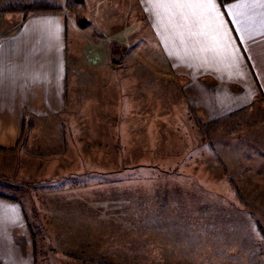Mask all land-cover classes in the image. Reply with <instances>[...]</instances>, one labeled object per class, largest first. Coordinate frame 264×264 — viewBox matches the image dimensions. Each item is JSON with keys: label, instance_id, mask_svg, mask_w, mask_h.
Wrapping results in <instances>:
<instances>
[{"label": "crops", "instance_id": "crops-1", "mask_svg": "<svg viewBox=\"0 0 264 264\" xmlns=\"http://www.w3.org/2000/svg\"><path fill=\"white\" fill-rule=\"evenodd\" d=\"M50 1L64 9L31 13L25 20L16 12L18 25L0 35L2 177L22 170L37 177L29 189L45 185L62 195L70 189L66 183L43 182L84 167L100 155L99 145L130 143L132 130L136 144L151 143V135L157 136L159 65L164 76L170 70L179 82L186 106L205 119L251 109L264 97L260 0H215L214 8L85 0L74 10L65 8L66 0ZM127 24L133 35L126 33ZM142 27L151 44L142 41ZM62 144L67 150L58 155ZM34 235L23 202L0 193V264H36Z\"/></svg>", "mask_w": 264, "mask_h": 264}, {"label": "rangeland", "instance_id": "rangeland-1", "mask_svg": "<svg viewBox=\"0 0 264 264\" xmlns=\"http://www.w3.org/2000/svg\"><path fill=\"white\" fill-rule=\"evenodd\" d=\"M18 17L0 14V35L15 29ZM126 33L133 35L128 24ZM140 35L151 44L144 27ZM157 72L151 143L136 144L132 130L130 143L99 145L104 160L92 157L43 182L66 183L62 195L45 185L29 189L34 177L22 170L0 176V193L25 206L36 264H264V97L234 118L215 112L205 119L186 106L170 70L164 76L159 65ZM197 120L221 122L204 128ZM62 146L58 155H65ZM62 162L67 173L69 162Z\"/></svg>", "mask_w": 264, "mask_h": 264}, {"label": "trees", "instance_id": "trees-1", "mask_svg": "<svg viewBox=\"0 0 264 264\" xmlns=\"http://www.w3.org/2000/svg\"><path fill=\"white\" fill-rule=\"evenodd\" d=\"M222 3H226L232 0H220ZM85 3V0H66L65 8L69 10H74L78 8L79 6L83 5ZM64 8L61 6H58L54 2L50 0H36L31 3H14L9 2L0 5V14H7V13H16L20 12L24 15V20L29 16L31 13L35 14H42V13H58L61 12ZM78 24L81 28H84L87 26V21H85L82 17L78 18ZM248 110V107L239 109L238 111H235L234 113H231L227 116V119L234 118L235 116H239L240 114L246 113ZM221 122L220 120L212 121L210 124H202L197 120V124L200 127H208L209 125L218 124ZM65 138V131L64 128L62 130V140L64 142ZM36 251V249H35ZM105 264H112V263H105Z\"/></svg>", "mask_w": 264, "mask_h": 264}, {"label": "snow or ice", "instance_id": "snow-or-ice-1", "mask_svg": "<svg viewBox=\"0 0 264 264\" xmlns=\"http://www.w3.org/2000/svg\"><path fill=\"white\" fill-rule=\"evenodd\" d=\"M151 3H160V4H163V3H170V4H180V3H183V4H186V5H191V4H194V3H198V4H201L205 7H213L214 8V5H215V0H150ZM261 3H264V0H260Z\"/></svg>", "mask_w": 264, "mask_h": 264}]
</instances>
